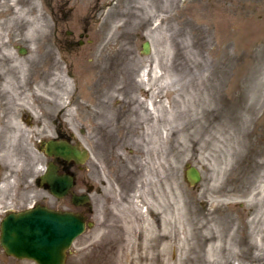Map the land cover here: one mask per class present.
<instances>
[{
  "label": "rangeland",
  "instance_id": "obj_1",
  "mask_svg": "<svg viewBox=\"0 0 264 264\" xmlns=\"http://www.w3.org/2000/svg\"><path fill=\"white\" fill-rule=\"evenodd\" d=\"M36 19L41 30L30 36ZM67 31L75 33L71 45ZM38 102L65 110L96 183L98 154L106 159L108 140L124 138L116 153L123 177L103 185L102 196L92 194L95 227L74 243L66 264H145L143 240L129 239L136 233L128 230L136 225L144 234L146 221L158 219L163 227L177 222L180 255L197 247L186 264H198L193 257L211 264L199 235L222 237L225 250L214 264H254L253 256L264 264V0H0V123L19 119L11 108L19 109L28 145ZM99 130L107 139L98 148ZM10 154L5 149L0 159L13 162ZM37 161L20 167L35 172ZM191 167L200 173L194 185ZM16 192L14 182L0 188V227L11 211L33 205L15 203ZM157 227L150 258L159 255L157 232L167 226ZM230 245L250 262L247 255L231 260ZM174 254L163 260L173 264ZM0 264L36 263L0 245Z\"/></svg>",
  "mask_w": 264,
  "mask_h": 264
},
{
  "label": "flooded vegetation",
  "instance_id": "obj_2",
  "mask_svg": "<svg viewBox=\"0 0 264 264\" xmlns=\"http://www.w3.org/2000/svg\"><path fill=\"white\" fill-rule=\"evenodd\" d=\"M80 37L84 38L86 34L82 33ZM74 38V32H66V41L69 45H71L70 40L74 42ZM23 52L24 49H20V53L22 54ZM50 62L54 63L55 61L51 60ZM4 108L10 110V108ZM33 108H37L36 110L40 114H32L33 119L28 122V125L35 132L33 134L32 131L31 137L33 139L30 145L21 140L24 133L22 132L23 127L19 126V124L22 122L26 123V121L24 114L16 111L19 109L11 108L14 110V115L17 116L18 113L19 119L12 120L13 123L11 122L12 124L8 125L5 124L9 122L7 119L0 123V155L1 151L10 149V155L13 156V162L6 163L0 159V188L11 186V183L14 182L20 191L16 192L18 196H14L15 203H30L33 201V205L29 207L41 205L53 209L52 207L54 206L50 205V203L55 202L61 207H54V210L69 211L88 216L93 210L91 205L92 194L95 193L98 197L102 196L103 185L116 180L118 176L123 177L118 167L120 162L124 164V160L119 158L116 153L118 151L123 152L122 145L124 138H120L119 142H116L114 138L108 140L106 159L101 156V153L98 154L96 168L99 179L97 180L98 183H96L89 177V169L86 166L87 162H83L82 158L69 160L64 156L56 154L55 147L61 149L63 145H70L77 151L85 150V147L70 132L67 125L68 121L64 114L65 110L61 109L55 112L54 109L47 108L40 102L33 105ZM9 110H5L8 112L6 114H9ZM37 118L39 119L37 120ZM15 128H19V130ZM97 134L95 140L99 148L101 143L106 141L107 134L105 130H99ZM129 135H127V138ZM51 143H54L55 147H49ZM32 156L41 159V161L35 162L36 165H32L36 167L35 172L31 171L33 169L31 166L25 167L27 169L20 167L21 165H28L29 159ZM102 165L106 166V171ZM39 169H42V171H39ZM46 172H49L50 175L45 180L43 177ZM91 185L94 187L91 188ZM54 187H56L58 193H63L65 190H62V187H67V192H64L63 196L58 197L53 192ZM37 190L45 194L40 193V197H38ZM32 198L34 199L32 200Z\"/></svg>",
  "mask_w": 264,
  "mask_h": 264
},
{
  "label": "water",
  "instance_id": "obj_3",
  "mask_svg": "<svg viewBox=\"0 0 264 264\" xmlns=\"http://www.w3.org/2000/svg\"><path fill=\"white\" fill-rule=\"evenodd\" d=\"M150 53L151 45L146 42L144 54ZM64 154L71 158L78 152L65 147ZM187 178L193 184L200 180V173L192 168ZM93 226L82 215L37 207L7 216L1 225L0 244L7 255L21 260H32L36 264H65L67 252L75 240L87 227Z\"/></svg>",
  "mask_w": 264,
  "mask_h": 264
},
{
  "label": "bare ground",
  "instance_id": "obj_4",
  "mask_svg": "<svg viewBox=\"0 0 264 264\" xmlns=\"http://www.w3.org/2000/svg\"><path fill=\"white\" fill-rule=\"evenodd\" d=\"M40 23H41V21L38 20V19L33 20L32 22H30L32 30H29L28 35L31 36V34L35 35L36 33H39L40 30H41V24ZM27 24H29V23H27ZM56 66L59 67L60 65H56ZM18 71L19 70L16 67L11 70V72L16 73V76H14L15 79H19V77H21L18 74ZM19 72L22 73V71H19ZM147 90L148 89L146 87L143 88V91L145 93L148 92ZM153 93H154L152 95L153 97H150V100L148 101V104L151 107V109H153L152 105L154 104L153 103L154 95L159 94V92L158 91H154ZM178 208H179V205H177V203H173V209L171 210V212H172L174 218H175V215L177 214ZM159 211H160V209L158 208V206L155 209V211L152 210V212H154V214L155 213L159 214ZM181 213L183 214V212H181ZM133 222H134V224H138L137 221H133ZM146 223L147 224L145 225V227L142 230L144 232V234H141V231H138V234H137V231H135L136 225H132L131 230H128V231H129V233H136V234H133V235L129 236L128 238L129 239H137L138 243H139V241L141 242L143 240L141 245H140V248L144 249L146 251V253H148V254L150 253V251H152V249L154 250V248H155V247L152 248V246H153V237H154V231H153L154 229H153V227H157L158 226L157 229H162V228H165L166 226L167 227L164 229L166 231L163 232L162 234L159 231L157 232V236H158V238H160L159 247H158L159 255L156 256V257H151L150 258L149 255L147 256V254L145 253L143 255V257H140V258H142V260H143V262L145 264H148V263L153 264L155 262H157L158 264H171L172 261H170L168 259H166L165 261L163 260V257L168 258L170 250H174V252H175L174 257H176V260L173 261V264H186V261L188 259L187 258V255H188L187 253L192 252V251L193 252L196 251L197 247L195 245H193V246L191 245V247L190 248L188 247V249L186 250L187 253H186L185 256H183L182 254L180 255V253L183 251L184 248H181V246L179 244V242H180L179 240L180 239L178 238V235H177V232H178L177 222L164 224L165 227H163V225H161L159 219L156 220V221L154 220L152 222H147L146 221ZM155 223H156V225H155ZM181 227L184 230V226L181 225ZM170 231L173 232V235L170 234ZM196 236H198V235H196ZM185 239H186V237H185ZM197 240H201L202 241V244H200V245H202L203 248H205L207 250L206 252L209 255V259L208 260L210 261L211 264H214L219 259L220 255L225 250L224 246L222 244V237L221 236H212L211 235L209 237V239H207L206 237H203V235H199L197 237ZM192 241H194L193 237H192ZM188 242L189 241L185 242V240H184V244L186 243L188 245ZM262 242H264V241H262ZM208 243H210V244L208 245ZM231 245H230V248L226 249V251L228 252V255H229L231 260L237 259L240 256L243 258V257H245V255H247V254L240 255V253H238L235 250V247L231 246ZM254 246H255V248H258V249L260 248L258 243H257V246H256V244H254L251 248L253 249ZM258 249H256V250H258ZM192 260H195V261L196 260H200L201 261V259L198 258V257H193ZM245 260L250 262L249 256L247 258L245 257ZM200 261H199L198 264H200ZM252 262L254 264H257V262H259L257 260L256 256H253ZM241 263H242V261H241ZM241 263L239 262V264H241ZM208 264H209V262H208Z\"/></svg>",
  "mask_w": 264,
  "mask_h": 264
}]
</instances>
